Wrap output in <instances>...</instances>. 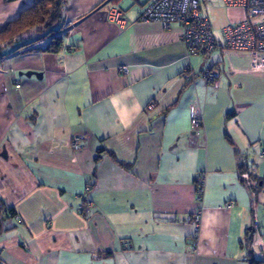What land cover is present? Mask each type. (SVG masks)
Masks as SVG:
<instances>
[{
	"label": "crops",
	"instance_id": "1",
	"mask_svg": "<svg viewBox=\"0 0 264 264\" xmlns=\"http://www.w3.org/2000/svg\"><path fill=\"white\" fill-rule=\"evenodd\" d=\"M147 1L67 0L61 50L9 48L0 59V198L17 213L0 235L5 264L264 259V72L222 39L244 12L205 0L217 43L186 57L178 25L138 19ZM37 2L0 0V30ZM111 6L129 25L107 20ZM212 66L222 71L214 84L201 75ZM73 135L87 138L80 150ZM197 211L196 234L185 220Z\"/></svg>",
	"mask_w": 264,
	"mask_h": 264
},
{
	"label": "built area",
	"instance_id": "2",
	"mask_svg": "<svg viewBox=\"0 0 264 264\" xmlns=\"http://www.w3.org/2000/svg\"><path fill=\"white\" fill-rule=\"evenodd\" d=\"M225 8H240L244 12V18L238 23H228L222 29V39L224 48L234 53H245L249 61L250 72H264V20L254 21L256 18L264 16V0H219ZM205 0H148L142 7L138 19L143 22L160 23L165 30H169L173 24L181 29V40L185 45L186 57L193 55L210 56L216 46L215 39L209 17L204 13L202 3ZM107 20L117 24L119 27L129 25L123 9L111 6L107 12ZM71 50V49H70ZM121 71L127 72V67H122ZM219 67H207L201 75L207 83L214 84L222 76ZM188 79L192 78L191 72L185 74ZM154 107L150 102L147 109ZM203 121L201 117L191 118L192 131L201 128ZM71 147L80 150L81 143L86 140V136L73 135ZM258 143H255L254 147ZM260 157H264V152L260 151ZM202 177L197 185L198 199L202 194ZM91 190L87 185L84 189L82 200L84 207L90 208L92 201L85 196ZM233 202L225 204L226 208H231ZM201 214L199 211L187 216L186 222L196 227V234L200 227ZM198 239V238H197ZM197 239L191 243V249L196 251ZM129 242L124 241L123 248H129ZM0 264H5L0 257Z\"/></svg>",
	"mask_w": 264,
	"mask_h": 264
},
{
	"label": "trees",
	"instance_id": "3",
	"mask_svg": "<svg viewBox=\"0 0 264 264\" xmlns=\"http://www.w3.org/2000/svg\"><path fill=\"white\" fill-rule=\"evenodd\" d=\"M66 2L67 0H39V2L23 9L16 19L9 21L6 27L0 30V59L8 55L9 48L13 52L19 50L50 52L61 50L64 47V35L61 31L64 24L62 19ZM30 31L38 36L28 40L24 39L23 35ZM42 40L46 41L42 45L38 44ZM110 155L113 157L112 154ZM238 166L240 174H246L250 183L251 180H255L248 165L243 163L242 159L239 160ZM246 180L243 179L244 182ZM252 189L254 190V188ZM15 216H17L15 210L8 208L5 201L0 198V235L6 230L7 221ZM250 264H264V259L251 260Z\"/></svg>",
	"mask_w": 264,
	"mask_h": 264
},
{
	"label": "rangeland",
	"instance_id": "4",
	"mask_svg": "<svg viewBox=\"0 0 264 264\" xmlns=\"http://www.w3.org/2000/svg\"><path fill=\"white\" fill-rule=\"evenodd\" d=\"M23 36H29V34H24Z\"/></svg>",
	"mask_w": 264,
	"mask_h": 264
}]
</instances>
